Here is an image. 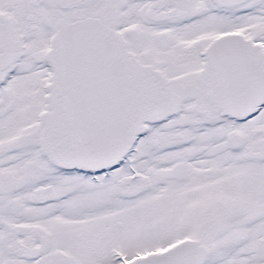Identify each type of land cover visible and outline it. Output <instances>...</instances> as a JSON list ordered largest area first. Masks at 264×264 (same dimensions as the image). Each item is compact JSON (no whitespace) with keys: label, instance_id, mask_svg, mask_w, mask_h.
<instances>
[{"label":"snow or ice","instance_id":"6c2138e0","mask_svg":"<svg viewBox=\"0 0 264 264\" xmlns=\"http://www.w3.org/2000/svg\"><path fill=\"white\" fill-rule=\"evenodd\" d=\"M0 264H264V0H0Z\"/></svg>","mask_w":264,"mask_h":264}]
</instances>
